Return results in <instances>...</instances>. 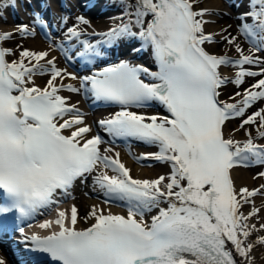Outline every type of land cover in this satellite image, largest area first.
<instances>
[{
    "label": "snow or ice",
    "instance_id": "1",
    "mask_svg": "<svg viewBox=\"0 0 264 264\" xmlns=\"http://www.w3.org/2000/svg\"><path fill=\"white\" fill-rule=\"evenodd\" d=\"M111 2L121 10V23L104 34L105 42L138 37L151 47L158 71L121 61L77 77L47 59V51L23 49L18 60L9 62L7 57L15 56V51L0 47V194L4 197L0 216L18 212L20 217H30L57 203L58 192L67 195L77 180L96 173L95 183L107 195L127 203V216L104 214L94 207L90 216L95 223L77 230L76 206L70 217L58 211L55 221H44L39 227L48 229L55 224L59 231L24 237L33 251L49 254L58 264H238L236 256L251 264L253 245L247 238L254 230H264V224L259 229L248 224L259 209L244 215L240 208L249 198L264 193L248 188L237 193L230 172L250 163L264 165V145L255 143L250 134L243 144L225 138L223 128L226 121L245 116L255 102L264 101V78L231 97H242L235 103L221 102L218 97L227 83L239 87L245 77L264 76V59L257 55L264 51V0H248V10L241 14V33L250 38L252 46L245 55L235 45L237 60L204 50V43L214 42L204 32L207 11H194L190 0ZM16 4L17 0H0V18H4L3 9ZM249 19L252 24L247 23ZM67 20L60 18L65 38L80 47L66 58L97 55L93 45L81 39L90 22L82 15L71 26ZM32 23L44 25L39 15L33 16ZM35 34V27L17 25L16 33L0 34V43L16 35ZM225 39L235 43V37ZM133 51H142V47ZM245 65L260 66V71H245ZM221 66L240 70L229 80L221 76ZM38 74L50 76L48 87L34 86L32 77ZM142 74L158 83L145 82ZM64 77L79 79L80 87L54 83ZM82 89L97 100L120 105L122 110L100 125L114 137L157 146L158 152L137 159L169 164L170 174L133 179L119 153L114 157L102 154L101 137L87 138L91 128L85 125L83 113L59 94ZM151 101H158L170 115L147 116L128 110ZM257 121L264 128V108L244 119L240 127ZM64 130L70 134H63ZM259 138H264V131ZM101 167L115 175L100 171ZM162 203L167 207H160ZM153 209L158 214L147 224L145 213ZM19 231L24 233L23 228ZM257 243L264 245V237ZM0 264H6L5 260L0 258Z\"/></svg>",
    "mask_w": 264,
    "mask_h": 264
},
{
    "label": "bare ground",
    "instance_id": "2",
    "mask_svg": "<svg viewBox=\"0 0 264 264\" xmlns=\"http://www.w3.org/2000/svg\"><path fill=\"white\" fill-rule=\"evenodd\" d=\"M23 1V6L25 7L27 3H30V0H17L16 6H20ZM51 1V6L55 8L56 10H59V4H57V0H50ZM219 1L220 0H205L204 6L203 7H208L209 11L205 16H203V20L207 19V22L204 24V32L205 34H211L212 37L214 38H219L221 35L226 34V28L224 27L225 25L222 26L223 24V19L226 18V12L221 11L219 9ZM64 2L66 6L63 7L64 11H69L72 9L73 5L75 8L77 5L80 4L79 0H65ZM101 2V1H100ZM21 3V4H20ZM74 3V4H72ZM37 7V6H35ZM97 9H108L111 10V15H109L108 20L109 23L107 26L102 27V28H95L96 31L98 32H103L105 33L106 28H111V27H116L121 23L120 16H121V10L119 7L115 6L111 0H103L101 5L97 4L95 6ZM27 10L24 13H20L19 17L25 20H33L34 13L32 10H30L29 7H25ZM6 10L10 9V6L5 8ZM3 9V13L5 11ZM39 9V8H38ZM35 8L34 12L37 13L38 10ZM23 10V8H22ZM40 10V9H39ZM60 11V10H59ZM32 12V14H29ZM120 13V14H119ZM8 17V18H7ZM244 22V21H243ZM103 30V31H102ZM133 31H136L135 28H133ZM16 33L17 29L15 28V25L9 19V16L4 15V18H0V34L2 33ZM36 32V31H35ZM37 33V32H36ZM85 35V34H84ZM84 35L82 37H84ZM18 36V35H16ZM15 36V37H16ZM65 36V35H64ZM81 37V38H82ZM90 37V36H89ZM88 37V40L90 39ZM28 42L26 45H24L23 49H28L32 51H47L49 53V56L47 59H54L55 63L58 68L60 69H66L68 73H72L77 75V77H83L85 75H88L85 70L82 71H75L69 67V64H66L64 59L62 58V55L60 53L61 47L64 48L63 45V40L59 38H52V44L44 42L40 36L37 34L33 36L32 38H27ZM87 39V38H86ZM24 43V44H25ZM207 44H214V43H207ZM123 47V46H122ZM19 48V47H18ZM249 49V48H248ZM152 51V49H150ZM65 58V57H64ZM19 59V56L17 57L16 60ZM123 60V56H120V58L117 60ZM150 60L155 61L154 56H151ZM41 64H45V61H41ZM69 65V66H68ZM103 67L99 68H93V72H96L98 70H101ZM228 68L229 66H221L219 68V72L222 77L229 76L228 75ZM90 72V70H89ZM233 79L235 77L232 76ZM32 79L34 80V84H37V87L43 89L44 87H48V81L42 83L39 81V78L37 75L33 76ZM50 79V76H49ZM48 79V80H49ZM59 85V83H62L64 85H73L75 87H80V80H72L68 77H64L62 80L61 78H57V81L54 82ZM33 86V85H29ZM61 96L66 97L68 99L69 104H74L76 105L79 110L83 113L84 115V121L85 125L91 128V132L86 134L87 138H91L93 136L98 135L99 136V131L97 130L98 128L96 127L95 120L100 119V118H111L114 115V112L108 108V107H101L99 109L92 110L91 107L88 109L86 106V102H89L90 99L84 95L83 89L79 93H72L66 90H62L59 93ZM85 112H89V114H85ZM94 114V115H93ZM96 114V115H95ZM142 115H157V116H162L159 114L158 111H152V113L149 114H142ZM227 123V122H226ZM68 131V130H67ZM70 132L68 131L65 133V135H69ZM102 143L100 145V151L104 155L112 156L114 157L116 153H119V159L120 162L125 165L126 168L130 170V175L133 179H156L161 175L168 176L170 174L171 168L169 164L166 163H161L156 161V163H161L157 165L156 167H145L143 164H137V160L135 158L136 155L140 153V151H143L145 153H156L159 151L158 147H151V148H146L144 145L139 144H131L129 143L127 147L124 149L121 147H114V144L112 142L106 141L103 139V136H100ZM225 138H231L235 140L238 137L235 133L229 134L228 132L225 133ZM238 141V140H237ZM240 142L242 139L239 140ZM255 141V140H254ZM244 141L241 142L243 144ZM258 144V143H257ZM264 145V144H263ZM144 146V147H143ZM110 150V151H106ZM258 167H245V166H237L233 168L230 172V177L233 183V186L238 193L240 189L247 187L249 190L252 189H260L261 193H264V183L262 182V178L255 179L254 175L258 172L256 171ZM100 171H106L108 175H115L110 169L105 170L102 167L100 168ZM95 175L96 173L89 175L86 180L81 181L77 180L72 188L69 190V197L66 199L67 195H63L61 198V201L57 203V210L58 211H65L66 214H71V208L72 206H76L78 209V218H77V223L75 225L76 228L78 229H85L87 226L95 223L94 218L90 216L91 210L95 207L96 209L103 210L104 214H112L116 215L118 212H121V210L118 207H110L107 205V202L104 199H101L100 193L102 194V189L95 183ZM98 192V193H97ZM96 194H99V196H95ZM66 199V200H65ZM250 203H248V207L245 211H242L243 206L240 208V212L244 215H248L253 208L259 209V213L256 216H253L248 220L249 225L255 224L257 226V229H259L261 224H264V194H257L255 197L249 198ZM160 207H167L166 203H162ZM151 216L145 220V223L150 224L152 216L156 215L158 213V209H154L151 212ZM49 215L46 214L45 216ZM52 213H50V216L52 218ZM57 215V213H56ZM44 216V217H45ZM44 217H41L39 220L43 221ZM58 218V217H57ZM56 218V219H57ZM49 217H46L45 220H48ZM259 237H264V230H259V231H252L251 235L247 238V243L252 244L253 248L250 252V257L251 259V264H264V245L257 243ZM229 248L231 249V245H229ZM0 258L4 259L6 264H13L11 261L7 250L5 248H0ZM18 259L19 256L17 257ZM236 260L238 264H247V261H243L241 257L236 256ZM20 262V261H19Z\"/></svg>",
    "mask_w": 264,
    "mask_h": 264
},
{
    "label": "rangeland",
    "instance_id": "3",
    "mask_svg": "<svg viewBox=\"0 0 264 264\" xmlns=\"http://www.w3.org/2000/svg\"><path fill=\"white\" fill-rule=\"evenodd\" d=\"M195 1H196V6H204L205 0H195ZM219 9L221 11L226 12V15H225L226 18L223 19V24H222V26L225 25L224 27L226 28V34L221 35L219 37V40L213 42L214 44H204L203 48H205V50H207L209 53L216 54L217 56H223L225 54L231 55L230 53L235 54V53H237L235 45L238 44L240 46V48H242L245 44L241 34L238 32V19L236 18L234 10L230 6H228V4L225 0L219 1ZM13 24L15 25V23H13ZM15 28L17 29L16 26H15ZM225 37H235V43L229 44L227 39H225ZM27 38H32V37H27ZM27 38H22L21 36H16L15 38L7 40L5 42V44H6V46H9L11 48H18L19 47V49L20 48L23 49L24 45L27 44L25 42H28ZM238 55L239 54L237 53V56ZM13 57H15V56H13ZM16 59L17 58H15L14 60H16ZM25 63H26V61H25ZM228 75H229L228 78H233L232 76L236 75V73L231 72L228 68ZM263 78H264V76H263ZM40 79L42 80L41 82L44 83V82H46V80L48 81L49 75H47V74L42 75L40 77ZM255 81H256V79L247 77L244 79V82L239 87H237L235 84L230 83L229 85H227V87L224 88V92L231 89L229 92H227V94H225V100H233V99H231V97H235L237 92H241V93L245 92V90H247L249 88V86L251 84H253ZM230 85H232V86H230ZM238 99H239V97H236L235 101ZM258 108L259 107L257 105L254 107L253 110L257 111ZM243 120H244V116L236 118L235 121H234V119L228 120L227 123L225 124V133H227V132L229 134L235 133L238 137H240L239 139H242L241 137L249 136V134H256V132L254 130V124L245 125L243 128L240 127ZM147 162L148 161H145V163L143 164L145 167H156L157 165L161 164V163H152L151 164V163H147ZM256 171H258L257 173H264V167L260 166L256 169ZM254 177H255V179L262 178L261 180L264 183V179H263L264 176L263 177L256 176V174H255ZM246 209H247V207H246Z\"/></svg>",
    "mask_w": 264,
    "mask_h": 264
}]
</instances>
